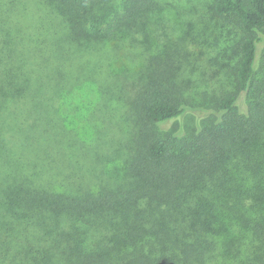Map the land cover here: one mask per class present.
Listing matches in <instances>:
<instances>
[{"label": "trees", "instance_id": "16d2710c", "mask_svg": "<svg viewBox=\"0 0 264 264\" xmlns=\"http://www.w3.org/2000/svg\"><path fill=\"white\" fill-rule=\"evenodd\" d=\"M154 1L0 0V264H264V0H210L232 88L199 100L114 66Z\"/></svg>", "mask_w": 264, "mask_h": 264}, {"label": "rangeland", "instance_id": "374dc122", "mask_svg": "<svg viewBox=\"0 0 264 264\" xmlns=\"http://www.w3.org/2000/svg\"><path fill=\"white\" fill-rule=\"evenodd\" d=\"M150 18L120 46L116 69L137 71L140 82L147 75L150 61L176 58L187 76L183 77L185 83L197 93L198 100L201 92L217 94L232 88L231 76L219 59L223 40L231 44L233 30L212 16L210 0H155ZM123 249L116 248L111 261L117 262Z\"/></svg>", "mask_w": 264, "mask_h": 264}]
</instances>
